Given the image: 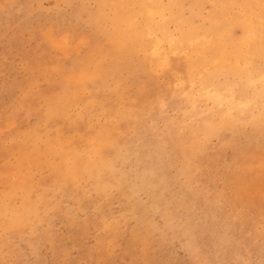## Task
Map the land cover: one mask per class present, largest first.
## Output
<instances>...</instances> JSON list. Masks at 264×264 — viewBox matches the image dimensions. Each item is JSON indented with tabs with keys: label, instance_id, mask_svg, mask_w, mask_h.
<instances>
[{
	"label": "rangeland",
	"instance_id": "374dc122",
	"mask_svg": "<svg viewBox=\"0 0 264 264\" xmlns=\"http://www.w3.org/2000/svg\"><path fill=\"white\" fill-rule=\"evenodd\" d=\"M166 1L0 0V264H264V0Z\"/></svg>",
	"mask_w": 264,
	"mask_h": 264
},
{
	"label": "bare ground",
	"instance_id": "6f19581e",
	"mask_svg": "<svg viewBox=\"0 0 264 264\" xmlns=\"http://www.w3.org/2000/svg\"><path fill=\"white\" fill-rule=\"evenodd\" d=\"M63 1V0H62ZM103 1V0H102ZM139 1V0H138ZM141 1H143V0H141ZM147 1V0H146ZM155 1V3H156V6H157V9H158V11H159V13L160 14H162V13H164L165 11H168L169 10V7L168 6H163L162 5V3L164 2V0H154ZM168 1V3H171L172 2V0H167ZM166 1V2H167ZM178 1V0H177ZM182 1V0H181ZM199 1H201V0H199ZM210 1V0H209ZM216 1V0H215ZM256 1V0H255ZM258 1V0H257ZM85 2V1H84ZM105 2V1H104ZM127 2V1H126ZM217 2H218V0H217ZM221 2H223V1H221ZM102 3V2H101ZM128 3V2H127ZM131 3V2H130ZM146 3V2H145ZM144 3V4H145ZM165 3V2H164ZM214 3V2H213ZM216 3V2H215ZM226 3V2H225ZM258 3H260V1L258 2ZM109 4V3H108ZM129 4V3H128ZM142 4V3H141ZM152 3H150V5H151ZM184 4V3H183ZM188 3H186V5H187ZM110 5V4H109ZM112 5V4H111ZM133 5V4H132ZM135 5V4H134ZM140 5V4H139ZM146 5V4H145ZM144 5V6H145ZM168 5V4H167ZM172 5V4H171ZM195 5V4H194ZM201 5V4H200ZM208 5V4H207ZM246 5V4H245ZM86 6H88V5H86ZM125 6V5H124ZM136 6V5H135ZM134 6V7H135ZM142 6V5H141ZM183 6V5H182ZM203 6V5H202ZM242 7H243V5H241ZM251 6V5H250ZM110 7V6H109ZM126 7V6H125ZM139 7V6H138ZM175 7H177V4H176V6ZM187 7V6H186ZM190 7V6H189ZM246 7V6H245ZM86 8V7H85ZM98 9L99 8H102V7H97ZM104 8V7H103ZM122 8V7H121ZM120 8V9H121ZM131 8H132V6H131ZM154 8H156V7H154ZM191 8V7H190ZM193 8V7H192ZM251 8V7H250ZM249 8V9H250ZM115 9V8H114ZM117 9V8H116ZM119 9V10H120ZM149 9H151V8H149ZM172 9V8H171ZM174 9V8H173ZM184 9V8H183ZM202 9V8H201ZM240 9V8H239ZM246 9H247V7H246ZM78 10V9H77ZM82 10V9H81ZM90 10V9H89ZM107 10V9H106ZM195 10V9H194ZM85 11V10H84ZM108 11V10H107ZM125 11V10H124ZM145 11V10H144ZM155 11H157V10H155ZM174 11V10H173ZM189 11V10H188ZM187 11V12H188ZM233 11V10H232ZM83 12V11H82ZM98 12V11H97ZM143 12V11H142ZM251 12V11H250ZM78 13L79 12H77V14L76 15H78ZM85 13V12H84ZM108 13V12H107ZM106 13V14H107ZM118 14H119V12H117ZM116 13V14H117ZM135 13V12H134ZM139 13H141V12H139ZM146 14H147V12H145ZM176 13V12H175ZM184 13V12H183ZM240 13H241V11H240ZM239 13V14H240ZM244 13V12H243ZM93 14V13H92ZM94 14H95V12H94ZM104 14H105V12H104ZM138 14V13H137ZM143 14V13H142ZM145 14V15H146ZM170 14V13H169ZM226 14V13H225ZM83 15V14H82ZM97 15V14H96ZM101 15V14H100ZM132 15V14H131ZM130 15V16H131ZM134 15V14H133ZM189 15V14H188ZM195 14H193V16H194ZM201 15H202V13H201ZM241 15V14H240ZM88 16H89V14H88ZM87 16V17H88ZM98 16V15H97ZM110 16H112V15H110ZM142 16V15H141ZM141 16H139V17H141ZM148 16V15H147ZM161 16V15H160ZM192 16V15H191ZM86 17V18H87ZM116 17V16H115ZM115 17H113V18H115ZM146 17V16H145ZM155 17V16H154ZM173 17V16H172ZM176 17V16H175ZM187 17V16H186ZM82 18V17H81ZM91 18H93V17H91ZM110 18V17H109ZM126 17H124L123 19H125ZM159 18V17H158ZM178 18V17H177ZM227 18V17H226ZM97 19V18H96ZM103 19V18H102ZM117 19V18H116ZM115 19V20H116ZM122 19V20H123ZM140 19V18H139ZM138 19V20H139ZM208 19V18H207ZM244 19V18H243ZM261 19H262V17H261ZM260 19V20H261ZM88 20H91V19H88ZM93 20V19H92ZM108 20H110V19H108ZM120 20V19H119ZM126 20V19H125ZM128 20V19H127ZM145 20V19H144ZM159 20V19H158ZM169 20H171V19H169ZM235 20V19H234ZM105 21V20H104ZM145 21H147V20H145ZM144 21V23H146ZM198 21V20H197ZM252 21H254V20H252ZM92 22H94V21H92ZM96 22V21H95ZM98 22V21H97ZM237 22V21H236ZM259 22V21H258ZM99 23V22H98ZM125 23V22H124ZM123 23V24H124ZM189 23H190V21H189ZM97 24V23H96ZM114 24V23H113ZM134 24H136V23H134ZM138 24V23H137ZM205 24V23H204ZM224 24V23H223ZM241 23H239V25H240ZM94 25V24H93ZM167 25H169V24H167ZM167 25H166V22L161 18V20L158 22V24H157V30L159 31V33L165 38V37H167V36H169V32H168V29H167ZM171 25H172V23H171ZM181 25H183V24H175V27L177 28V29H180V27H181ZM193 25V24H192ZM199 25V24H198ZM100 26V25H99ZM113 26V25H112ZM147 26V25H146ZM173 26V25H172ZM186 26V25H185ZM221 25H219V27H220ZM228 26V25H227ZM116 27V26H115ZM136 27V26H135ZM152 27V26H151ZM169 27V26H168ZM184 27V26H183ZM190 27V26H189ZM216 27V26H215ZM218 27V26H217ZM216 27V28H217ZM99 28V27H98ZM114 28V27H113ZM126 28V27H125ZM137 28V27H136ZM175 28V29H176ZM193 28V27H192ZM227 28V27H226ZM100 29V28H99ZM183 29V28H182ZM202 29V28H201ZM114 30V29H113ZM127 30V29H126ZM132 31H133V29H131ZM181 30V29H180ZM186 30V29H185ZM184 30V31H185ZM115 31V30H114ZM141 31H143V30H141ZM140 31V32H141ZM175 31V30H174ZM183 31V30H182ZM102 32V31H101ZM118 32V31H117ZM126 32V31H125ZM124 32V33H125ZM139 32V33H140ZM186 32H187V30H186ZM257 32V31H256ZM112 33H115V32H112ZM120 33H123V32H120ZM175 33H177L176 31H175ZM182 33V32H181ZM188 33V32H187ZM198 33H202V32H198ZM223 33V32H222ZM229 33V32H228ZM233 33V32H232ZM237 33V32H236ZM236 33H235V35H236ZM263 33V32H262ZM143 34V33H142ZM146 34V33H145ZM148 34H150V32H148ZM208 34V33H207ZM258 34L260 35V33L258 32ZM133 35H135V34H133ZM132 35V36H133ZM136 35H137V33H136ZM158 35V34H157ZM225 35V34H224ZM258 35V36H259ZM264 35V34H263ZM148 36V35H147ZM147 36H145V37H147ZM151 36V35H150ZM176 36V35H175ZM183 36H184V34H183ZM230 36V35H229ZM182 37V36H181ZM216 37V36H215ZM224 37V36H223ZM227 37V36H226ZM235 38V37H234ZM113 39V38H112ZM115 39H116V37H115ZM138 39H140V38H138ZM141 39H142V37H141ZM181 39V38H180ZM238 39V38H237ZM240 39V38H239ZM256 39V38H255ZM147 40V39H146ZM241 40V39H240ZM124 41H125V39H124ZM123 41V42H124ZM132 41H133V39H132ZM140 41V40H139ZM170 41V40H169ZM181 41V40H180ZM184 41V40H183ZM223 41V40H222ZM257 41H258V39H257ZM120 42V41H119ZM177 43H178V41H177ZM253 43V42H252ZM254 44V43H253ZM137 45V44H136ZM139 45V44H138ZM153 45V44H152ZM155 46H157L156 44H154ZM206 45V44H205ZM256 45V44H255ZM259 45V44H258ZM163 46V45H162ZM175 46V45H174ZM249 46H250V44H249ZM159 47V46H158ZM167 47V46H166ZM177 47V46H176ZM189 47V46H188ZM264 47V46H263ZM135 48V47H134ZM196 47H194V49H195ZM204 48V47H203ZM252 48V47H251ZM254 48H255V46H254ZM98 49V48H97ZM112 49H113V47H112ZM130 49V48H129ZM197 49V48H196ZM210 49V48H209ZM262 49V48H261ZM93 50H95V49H93ZM134 50V49H133ZM142 50V49H141ZM159 50V49H158ZM193 50V49H192ZM199 50V49H198ZM132 51V50H131ZM152 51V50H151ZM160 51V50H159ZM167 51H168V49H167ZM259 51V50H258ZM166 52V51H165ZM112 53H114V52H112ZM155 53V52H154ZM164 53V52H163ZM174 53V52H173ZM186 53V52H185ZM198 53V52H197ZM201 53V52H200ZM211 53V52H210ZM132 54H134V53H132ZM165 54V53H164ZM202 54V53H201ZM213 54V53H212ZM256 54V53H255ZM263 54V53H262ZM155 55V54H154ZM215 55V54H214ZM251 55H254V54H251ZM259 55H260V53H259ZM259 55H257V56H259ZM163 56V55H162ZM167 56V55H166ZM178 56V55H177ZM256 56V55H255ZM264 56V55H263ZM159 57V56H158ZM193 57V56H192ZM203 57V56H202ZM248 57H250V56H248ZM103 58V57H102ZM251 58V57H250ZM249 58V59H250ZM256 58V57H255ZM261 58V57H260ZM260 58L258 59L259 61H260ZM97 59V58H96ZM212 59V58H211ZM257 59V58H256ZM94 60V59H93ZM194 60V59H193ZM200 60V59H199ZM247 60V59H246ZM255 60V59H254ZM257 60V61H258ZM106 61V60H105ZM263 61V60H262ZM96 62H99V61H96ZM171 62V61H170ZM253 62V61H252ZM100 63V62H99ZM195 63V62H194ZM197 63V62H196ZM200 63H201V61H200ZM200 63H198V64H200ZM213 63V62H212ZM258 63V62H257ZM92 64V63H91ZM98 64V63H97ZM96 64V65H97ZM108 64V63H107ZM234 64V63H233ZM253 64V63H252ZM110 65V64H109ZM177 66V65H176ZM200 66V65H199ZM212 66V65H211ZM221 66V65H220ZM104 67V66H103ZM111 67V66H110ZM109 67V68H110ZM114 67V66H113ZM248 67V66H247ZM87 68V67H86ZM97 68V67H96ZM101 68V67H100ZM99 68V69H100ZM106 68V67H105ZM176 68H178V67H176ZM224 68V67H223ZM85 69V68H84ZM111 69V68H110ZM78 70V69H77ZM79 70H81V69H79ZM95 70V69H94ZM219 70V69H218ZM88 71V70H87ZM90 71H92V69L90 70ZM105 71V70H104ZM103 71V72H104ZM109 71V70H108ZM194 71V70H193ZM212 71V70H211ZM224 71H226V70H224V69H222V68H220V70H219V72L220 73H222V75H225V73H224ZM111 72V71H110ZM207 72V71H206ZM89 73V72H88ZM106 73V72H105ZM196 73V72H195ZM212 73V72H211ZM210 73V74H211ZM215 73V72H214ZM107 74V73H106ZM142 74V73H141ZM231 74V73H230ZM233 74V73H232ZM110 75V74H109ZM204 75V74H203ZM218 75V74H217ZM244 75V74H243ZM111 77V76H110ZM181 77V76H180ZM220 77H222V76H220ZM229 77H231V76H229ZM228 77V78H229ZM235 77V76H234ZM104 78V77H103ZM132 78V77H131ZM224 78V77H223ZM111 79V78H110ZM125 79V78H124ZM194 79V78H193ZM232 79V78H231ZM103 80H106V79H103ZM103 80H101L102 82H103ZM237 80V79H236ZM243 80V79H242ZM228 81H230V80H228ZM232 81V80H231ZM235 81V80H234ZM225 82V81H224ZM245 82V81H244ZM97 83V82H96ZM107 83H108V81H107ZM126 83V82H125ZM124 83V84H125ZM126 84H128V83H126ZM134 84V83H133ZM182 84V83H181ZM219 84V83H218ZM90 85V84H89ZM107 85V84H106ZM106 85H105V87H106ZM195 85H196V89L198 90V92H208V93H211V92H216V90L217 89H219V88H217V86H216V80H215V78H214V75H210L209 77H202V76H199V77H197L196 78V80H195ZM228 85V84H227ZM242 85V84H241ZM126 86V85H125ZM250 86V85H249ZM99 87V86H98ZM101 87H103V86H101ZM121 87V86H120ZM128 87H130V86H128ZM232 87V86H231ZM251 87V86H250ZM118 88V87H117ZM121 88H123V86L121 87ZM225 88V87H224ZM234 87H232L231 89H233ZM238 87L236 86V89H237ZM74 90V89H73ZM87 90H89V89H87ZM99 90V89H98ZM116 90V89H115ZM190 90V89H189ZM188 90V91H189ZM240 90V89H239ZM251 90V89H250ZM92 91H94V90H92ZM177 91V90H176ZM228 91V90H227ZM111 92V91H110ZM116 92H117V90H116ZM221 92V91H220ZM262 92V91H261ZM99 93V92H98ZM207 93V94H208ZM119 94V93H118ZM235 94V93H234ZM246 94V93H245ZM251 94V93H250ZM110 95H111V93H110ZM121 95V94H120ZM211 96H212V94H210ZM249 95V94H248ZM95 96V95H94ZM112 96V95H111ZM119 96V95H118ZM128 96V95H127ZM126 96V97H127ZM183 96H185V95H183ZM245 96V95H244ZM197 97V96H196ZM228 97V96H227ZM99 98V97H98ZM218 98V97H217ZM223 98V97H222ZM94 99V98H93ZM96 99V98H95ZM94 99V100H95ZM108 99H110V98H108ZM211 99V98H210ZM99 100V99H98ZM101 100V99H100ZM121 100V99H120ZM119 100V101H120ZM235 100V99H234ZM264 100V99H263ZM117 101V100H116ZM174 101V100H173ZM107 102H109V101H107ZM126 102V101H125ZM171 102V101H170ZM217 102V101H216ZM245 102V101H244ZM251 102V101H250ZM105 103V102H104ZM109 103H111V102H109ZM116 103V102H115ZM168 103V102H167ZM188 103V102H187ZM203 103V102H202ZM219 103V102H218ZM222 103V102H221ZM232 103V102H231ZM260 103V102H259ZM118 104H120V102H118ZM117 104V105H118ZM209 104V103H208ZM217 104V103H216ZM215 104V105H216ZM229 104V103H228ZM171 105V104H170ZM252 105V104H251ZM260 105V104H259ZM166 106H168V105H166ZM189 106V105H188ZM214 106V105H213ZM237 106H239L238 104H237ZM242 106V105H241ZM247 106H249V105H247ZM109 107V106H108ZM111 107V106H110ZM109 107V108H110ZM115 107V106H114ZM169 107V106H168ZM225 107V106H224ZM108 108V109H109ZM126 108V107H125ZM129 108V107H128ZM175 108V107H174ZM173 108V109H174ZM237 108H239V107H237ZM144 109V108H143ZM176 109V108H175ZM186 109V108H185ZM216 109V108H215ZM254 109V108H253ZM184 110V109H183ZM110 110H108V112H109ZM113 111V110H112ZM112 111H110L111 113H112ZM235 111V110H234ZM239 111V110H238ZM249 111H250V109H249ZM131 112V111H130ZM142 112H143V110H142ZM221 112V111H220ZM233 112V111H232ZM124 113V112H123ZM145 113V112H144ZM248 113H250V112H248ZM261 113H262V111H261ZM110 114V113H109ZM204 114V113H203ZM202 114V116H204ZM232 114V113H231ZM233 114H235V113H233ZM127 115V114H126ZM217 115V114H216ZM219 115V114H218ZM260 115V114H259ZM258 115V116H259ZM121 116H123V114L121 115ZM124 116H125V113H124ZM246 116V115H245ZM262 116V115H261ZM195 117V116H194ZM200 117V116H199ZM198 117V118H199ZM207 117V116H206ZM227 117V116H226ZM244 117V116H243ZM106 118H108V116H106ZM110 118H112V117H110ZM114 118H116V117H114ZM131 118H133V117H131ZM130 118V119H131ZM242 118V117H241ZM255 118V117H254ZM128 119V118H127ZM183 119V118H182ZM196 119V118H195ZM203 119H205V118H203ZM107 120V119H106ZM108 120H109V118H108ZM111 120V119H110ZM113 120V119H112ZM121 120V119H120ZM119 120V121H120ZM136 120V119H135ZM180 120V119H179ZM197 120V119H196ZM253 120V119H252ZM257 120V119H256ZM115 121V120H114ZM117 121V120H116ZM186 121V120H185ZM189 121V120H188ZM199 121V120H198ZM263 121V120H262ZM118 122V121H117ZM125 122H126V119H125ZM128 122V121H127ZM202 122V121H201ZM111 123H113V122H111ZM129 123V122H128ZM130 123H132V122H130ZM129 123V124H130ZM189 123V122H188ZM119 124V123H118ZM128 124V125H129ZM202 124V123H201ZM263 124V123H262ZM261 124V125H262ZM113 125V124H112ZM109 126H110V124H109ZM107 128V127H106ZM127 128V127H126ZM119 129V128H118ZM138 129V128H137ZM200 129V128H199ZM219 129V128H218ZM264 129V128H263ZM116 130V129H115ZM105 131V130H104ZM103 131V132H104ZM118 131V130H117ZM220 131V130H219ZM253 131V130H252ZM255 132V131H254ZM111 133V132H110ZM257 133V132H256ZM191 134V133H190ZM211 134V133H210ZM247 134V133H246ZM102 135V134H101ZM121 135V134H120ZM135 135V134H134ZM253 135V134H252ZM106 136V135H105ZM113 136V135H112ZM141 136V135H140ZM257 136V135H256ZM261 136V135H260ZM193 138V137H192ZM253 138V137H252ZM239 139V138H238ZM262 140V139H261ZM118 141V140H117ZM186 141V140H185ZM254 141H256V139L254 140ZM258 142V141H257ZM148 143V142H147ZM92 144H93V142H92ZM149 144V143H148ZM175 145V144H174ZM89 147H90V145H89ZM94 147V146H93ZM91 148V147H90ZM257 148V147H256ZM103 149V148H102ZM160 149V148H159ZM100 150V149H99ZM94 151V150H93ZM100 151H102V150H100ZM120 151V150H119ZM180 151V150H179ZM148 152V151H147ZM96 153V152H95ZM98 153V152H97ZM96 153V154H97ZM103 154V153H102ZM99 155H100V153H99ZM101 156V155H100ZM99 156V157H100ZM104 156V155H103ZM223 156V155H222ZM232 157V156H231ZM244 158V157H243ZM226 160V159H225ZM220 162V161H219ZM221 163V162H220ZM231 164V163H230ZM228 165V164H227ZM227 167V166H226ZM246 167V166H245ZM242 168V167H241ZM152 169V168H151ZM241 170V169H240ZM260 171V170H259ZM255 174V173H254ZM156 176V175H155ZM151 177V176H150ZM165 181V180H164ZM167 182V181H166ZM169 184V183H168ZM156 185V184H155ZM244 185V184H243ZM166 193V192H165ZM172 194H173V192H172ZM242 194V193H241ZM185 195V194H184ZM228 202V201H227ZM183 206V205H182ZM183 209V208H182ZM175 210V209H174ZM247 211V210H246ZM186 213V212H185ZM194 216V215H193ZM248 221V220H247ZM196 222V221H195ZM194 223V222H193ZM229 223H230V221H229ZM251 227V226H250ZM151 231V230H150ZM237 234V233H236ZM222 236V235H221ZM233 237V236H232ZM237 239V238H236ZM230 240V239H229ZM228 240V241H229ZM249 241V240H248ZM236 243V242H235ZM234 245V244H233ZM206 246V245H205ZM227 246V245H226ZM221 249V248H220ZM218 251V250H217ZM218 254V253H217ZM216 255V254H215Z\"/></svg>",
	"mask_w": 264,
	"mask_h": 264
}]
</instances>
